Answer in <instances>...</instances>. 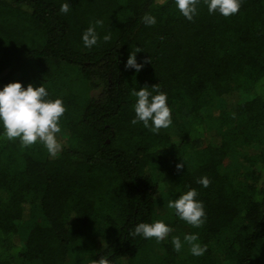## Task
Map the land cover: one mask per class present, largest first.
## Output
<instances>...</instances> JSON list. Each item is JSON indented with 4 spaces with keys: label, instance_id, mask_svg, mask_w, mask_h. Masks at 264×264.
<instances>
[{
    "label": "trees",
    "instance_id": "trees-1",
    "mask_svg": "<svg viewBox=\"0 0 264 264\" xmlns=\"http://www.w3.org/2000/svg\"><path fill=\"white\" fill-rule=\"evenodd\" d=\"M64 2L0 0V87L44 83L66 106L57 157L0 140V264H264V0H242L227 18L201 0L193 20L174 0H69L67 14ZM96 19L101 40L89 49L81 37ZM132 52L139 72L125 67ZM70 78L102 90L67 91ZM145 86L166 93L172 111L158 134L131 124V90ZM190 188L203 225L166 210L172 230L143 261L153 238L132 236L135 225ZM99 223L104 247L79 259L74 245ZM191 233L204 255L191 254Z\"/></svg>",
    "mask_w": 264,
    "mask_h": 264
},
{
    "label": "clouds",
    "instance_id": "clouds-1",
    "mask_svg": "<svg viewBox=\"0 0 264 264\" xmlns=\"http://www.w3.org/2000/svg\"><path fill=\"white\" fill-rule=\"evenodd\" d=\"M200 2L201 0H174L176 9L188 20H193L198 14ZM203 3L207 6L209 14L218 13L227 18L238 13L242 0H203ZM69 10L70 2L65 0L60 5L59 12L67 14ZM142 21L146 26H152L157 23V18L146 13ZM103 23L102 19H96L83 32L81 38L86 48L96 46L101 40L97 27H102ZM111 38V33H106L102 37L105 42ZM125 67L135 69L136 72L141 70L143 64L137 62L136 52L129 55ZM130 94L135 98L133 104L135 115L131 124L142 123L143 127L157 134L161 129H167L172 124V111L167 103L166 93L155 86H145L139 89L133 88ZM65 111L66 106L62 98H50L44 83L39 86L29 83L26 87L18 80L7 83L0 87V140L18 138L21 147L24 148L39 142L49 156L55 158L63 148L58 134L62 133L60 121ZM184 162L183 160L177 163V170L184 167ZM197 183L206 188L210 180L205 176ZM197 197V190L190 188L169 202V207L174 209L176 216L195 228L201 227L206 219L203 202ZM171 230L163 220H154L137 223L131 235L142 236L145 239L155 238L159 242L164 240ZM184 240L190 245L189 250L193 256H202L207 251V246L198 242L195 233L186 234ZM172 245L177 252L182 249L183 244L179 236L172 237Z\"/></svg>",
    "mask_w": 264,
    "mask_h": 264
},
{
    "label": "rangeland",
    "instance_id": "rangeland-1",
    "mask_svg": "<svg viewBox=\"0 0 264 264\" xmlns=\"http://www.w3.org/2000/svg\"><path fill=\"white\" fill-rule=\"evenodd\" d=\"M102 90V86L99 87H93L90 82L84 81L81 78H70L67 82V91L70 92H76V93H82L91 97H97ZM39 143V142H37ZM39 145H41L39 143ZM43 147V146H42ZM172 200L170 196H166L165 203L163 207L158 211V220H163L166 222V213L168 211L166 210H173L169 207V202ZM102 224H97L92 230H91V236L90 239L82 240L74 245L73 251L75 254H77L78 258L81 260H84L85 258L88 259L92 257L94 254L93 251H99L104 247V243L101 242V231L102 230ZM146 249L148 250L146 255H143L144 258L143 261H147L148 259H155L160 253L162 252V246L161 241H157L155 238L147 245ZM93 253V254H91ZM90 261V260H86Z\"/></svg>",
    "mask_w": 264,
    "mask_h": 264
}]
</instances>
